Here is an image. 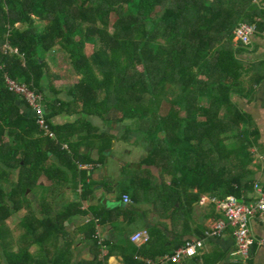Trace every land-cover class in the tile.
Returning a JSON list of instances; mask_svg holds the SVG:
<instances>
[{
	"label": "trees",
	"instance_id": "1",
	"mask_svg": "<svg viewBox=\"0 0 264 264\" xmlns=\"http://www.w3.org/2000/svg\"><path fill=\"white\" fill-rule=\"evenodd\" d=\"M255 19L262 33L264 10L253 0H0V264H71L56 243L76 205L54 213L53 197L67 185L85 187L79 164L103 163L115 138L83 117L125 125L124 137L133 131L143 140L144 154L123 170L129 179L119 194L130 204H148L172 229L202 195L248 201L250 148L258 135L233 95L251 73L250 97L264 65L243 68L234 31ZM55 48L79 78L65 90L67 101L44 96L41 87L51 78L46 55ZM7 78L42 95L55 139L43 134ZM61 113L83 117L52 124ZM90 137L96 161L80 153ZM124 210L98 211L96 219L106 225ZM21 211L16 240L7 223ZM148 234L139 248H123L122 264L170 256L185 244L176 237L169 242L157 228ZM110 254L92 264H106Z\"/></svg>",
	"mask_w": 264,
	"mask_h": 264
},
{
	"label": "crops",
	"instance_id": "2",
	"mask_svg": "<svg viewBox=\"0 0 264 264\" xmlns=\"http://www.w3.org/2000/svg\"><path fill=\"white\" fill-rule=\"evenodd\" d=\"M253 3L264 10V0H253ZM240 47L238 61L244 69L250 70L257 64L264 65V37L262 35L254 36L248 46ZM57 52L58 48H55L51 54L49 53V56L55 55ZM50 72L51 80L44 85L41 83L43 95L67 101L68 96L65 90L77 82L78 76L75 74L74 77H71L72 80H65L68 78L66 73L57 75L62 83L59 85V81H54L55 74L51 67ZM258 72L262 75L264 66L259 68ZM251 75L253 74L246 73L237 82V91L233 95V100L247 114L257 131L256 144L250 148L252 162L249 169L253 185L259 184L264 187V79L253 85L252 95L248 97V90L252 85ZM62 78L66 82L61 80ZM27 113L29 116L32 115L30 110ZM82 117L79 114L61 113L53 117L51 122L61 126L65 123H75L77 119ZM83 118L97 127L99 133L111 134L115 138L112 147L105 152L103 163L86 162V164H79V171L87 172L85 180L87 185L85 187H83L82 182L78 185H67L53 197L54 213L72 203L76 205L74 209L77 213L65 221L64 235L56 243V248L65 251L64 257L68 263L92 264L96 262L98 255L104 256L107 251H110L111 254L106 264H122L124 247L129 250L127 246L136 248L142 246V244H133L130 238L138 232L146 231L148 233L152 228H157L169 242L174 241L175 237L178 238L179 242L184 243L187 240L196 239L204 242V247L199 252V256L194 259H186L180 264H209L219 257L222 259L216 264H241L240 260L234 257L235 241L231 230H227L217 238L205 237V234L211 231L216 222L223 218L214 205L194 204L193 212L188 215L187 219L176 224L175 228L172 229L169 221L161 219L156 210H153L148 204L123 203L119 193L129 179L128 174L125 176L123 170L138 163L144 154V142L133 131L128 132L124 137L125 125L112 127L94 116ZM85 134L82 136L84 137ZM77 138L79 137L76 136L74 141ZM93 144V139L84 141L83 146L80 147V153L82 156L85 155L88 159L96 161L99 158V152L93 147ZM247 198L248 201L245 203L256 198L254 188L252 193L247 195ZM116 206H122L125 209L124 212L118 215H110L106 225H101L96 219V213L98 211H110ZM249 230L251 238L264 241V220H251ZM94 240L97 241V244ZM98 244L102 246L101 251H98L96 247H99ZM249 259L250 264H264V246H255Z\"/></svg>",
	"mask_w": 264,
	"mask_h": 264
},
{
	"label": "built area",
	"instance_id": "3",
	"mask_svg": "<svg viewBox=\"0 0 264 264\" xmlns=\"http://www.w3.org/2000/svg\"><path fill=\"white\" fill-rule=\"evenodd\" d=\"M253 23L241 22L234 31V40L242 46H248L251 39L256 35L264 37V31L259 33L257 30V22ZM12 53L13 50H11ZM17 53V51H15ZM7 86L10 91L22 96L27 102L30 110L34 113L37 123L43 134L50 139H55L54 134L50 131L49 125L45 120V105L41 94L31 90L24 84H19L6 79ZM66 148L65 145H63ZM256 198L248 203L237 199L230 195L219 199L217 197L202 195L199 203L202 205L212 204L221 213L222 219L216 222L211 231L207 232L206 238H217L222 236L227 230L232 231L235 241L234 257L240 260L241 264H247L250 258V250L253 246H264V241L254 240L250 237L249 224L253 219L264 220V187L259 184L253 186ZM125 204H130V198L127 195L122 196ZM130 241L133 244H146L149 241V235L146 231L134 234ZM204 242L202 240H187L183 247H180L170 256H164L157 260L141 259V264H180L186 259H193L199 256V252L203 249Z\"/></svg>",
	"mask_w": 264,
	"mask_h": 264
},
{
	"label": "rangeland",
	"instance_id": "4",
	"mask_svg": "<svg viewBox=\"0 0 264 264\" xmlns=\"http://www.w3.org/2000/svg\"><path fill=\"white\" fill-rule=\"evenodd\" d=\"M40 26H42V23H40ZM86 52H87L88 55H90L91 48L88 47ZM47 60H48L49 66L51 67L52 71L55 74L54 75V81L55 80L59 81V77L57 75H64L65 73H66V75L68 77L65 80L71 79V77L75 76V72L73 71L71 65H69L66 56L61 52V50L58 49V52L55 53V55H51V56H49V54L46 55V61ZM50 80L51 79L44 77L41 83L44 85V83L46 84V82H48ZM61 80L65 81L63 78ZM52 81H53V79H52ZM58 83H59V85H62L61 81H59ZM42 181L44 183H47L46 180L43 179V178H42ZM3 186L6 189H9V187L7 185H3ZM28 196L30 198H34L33 193H31V191L28 193ZM23 214H24V211L19 212L18 214L15 215V217H13L12 220L8 221V223H7V226L12 231V235H13V237L16 240H18V238L23 233V231L19 227V221H20V218L23 217ZM31 252L35 253L36 252V248H32Z\"/></svg>",
	"mask_w": 264,
	"mask_h": 264
}]
</instances>
